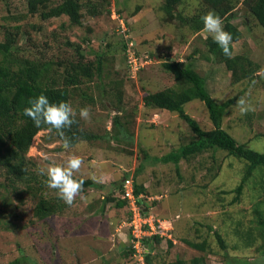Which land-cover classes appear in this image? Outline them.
<instances>
[{
	"label": "rangeland",
	"instance_id": "obj_1",
	"mask_svg": "<svg viewBox=\"0 0 264 264\" xmlns=\"http://www.w3.org/2000/svg\"><path fill=\"white\" fill-rule=\"evenodd\" d=\"M29 1L0 0V26H21L25 32L17 45L23 48L21 58L36 59L46 50L50 57L58 55L65 63H75L79 58L76 49L67 48L66 42H70L82 49L83 63L96 65L100 59L103 65L102 72L81 87L93 100L81 96L78 90L71 100L81 127L99 138L81 140L74 147L65 148L55 134L41 130L34 137L27 157L43 175L50 164L64 165L71 156H77L82 163L74 171V177L91 179L98 186H82L73 203L67 204L58 190L43 179L47 184L40 194L56 200L55 208L59 205L63 208L60 214L55 213L45 221L35 217L37 202L29 194L23 193L20 201L0 188V264L17 258L22 264L132 263L131 258L122 257L133 240L127 226L128 207L121 209L109 203L105 214L100 213L103 199L111 194L106 186L122 182L128 172L134 173L137 185L145 187L148 205L152 204L150 212L170 220L175 228L173 237L177 244L163 242L155 246L153 264L177 259L189 262L194 257L203 258L206 264H225L215 232L232 247H238L231 252L238 262L264 264L256 260L264 259L256 249L258 243L247 249L240 237L243 230L254 224L253 210L264 198V192L259 191L263 175L256 173L242 198L234 202L237 196L234 190L246 166L242 160L222 151L206 152L191 162L182 160L179 166L157 160L179 150L193 133L178 114L161 113L144 105L148 93L175 87L174 76L161 65V58L170 56L184 65L191 63L206 78L215 100L221 103L238 98L224 116V129L238 142L248 143L250 148L264 153V31L254 17L245 22L240 15L247 8V1L235 0L232 23L241 30V35L231 43L234 55L249 56L260 69L254 73L257 75L253 81L247 79L236 84L226 66L216 63L208 52L206 40L212 34L205 28L193 30L184 21L201 11L204 0H183L171 17L165 9V0H80L83 5L80 15L62 14L49 20H43L40 13L31 15ZM46 1L47 8L53 9L65 0ZM114 11L130 27L135 48L142 56L140 62L152 58L133 76L123 49V33L118 31L120 23L112 17ZM3 40L0 31V42ZM117 82L121 85L116 86ZM241 99L244 105L238 103ZM5 103L0 98V132L22 125V120L10 113ZM83 107L89 109L87 118L80 115ZM242 107L247 110L241 111ZM185 110L203 130L213 128L203 102L192 101ZM117 114L125 128V136L119 140L113 127ZM3 179L0 175V182ZM112 193L117 198L121 196L119 191ZM240 222L242 225H238ZM183 239L195 242L206 239L209 249L196 251Z\"/></svg>",
	"mask_w": 264,
	"mask_h": 264
},
{
	"label": "trees",
	"instance_id": "obj_2",
	"mask_svg": "<svg viewBox=\"0 0 264 264\" xmlns=\"http://www.w3.org/2000/svg\"><path fill=\"white\" fill-rule=\"evenodd\" d=\"M246 1L249 2V0ZM46 2V0H30L29 13L31 15L40 13L43 20H49L62 14L74 17L80 15L83 9L80 0H65L53 9L47 8ZM182 2L183 0H165V9L170 17L173 16L174 9ZM204 7L205 9L202 10ZM204 7L198 14L187 20L184 19V21L188 25L191 24L193 30L200 31L205 28L202 17L214 11L225 21V30L232 34L233 39H238L241 35V30L232 23V19L236 15L235 0H204ZM249 19H254L257 26L264 31V0H251L249 12L244 17V21L248 22ZM0 31L4 36V40L0 42V98L4 99V102H6L5 106L10 110V113L22 120V125L3 128L4 132H0V175L4 178V182H0V188L10 191L20 201H23V193L29 194L37 202L34 212L35 217L45 221L55 213L60 214L63 208L59 204V207L55 208V203L53 202L56 200L48 199L44 194H40L44 189L43 186L47 184L43 179L47 181L48 177L46 174L42 175L36 163L27 157L34 137L39 131L48 130L56 135L62 145L64 144V139L68 138L71 142L70 147H74L81 140L94 141L99 137L95 133L84 130L75 114L73 116L74 123L70 127L64 128L63 134H61L60 131L51 128L49 125L42 124L38 128L32 118L24 113V109L30 107V100L40 94L47 95L51 102L67 101L71 104V100L78 90L82 92L81 96L92 101L93 98L90 94L85 90H81V87L86 82H92L96 78V74L98 75L102 72L103 61L98 59L96 65L83 63L81 61L84 58L82 49L70 42H66L67 48L76 49L79 58L75 63H65L58 55L50 57L47 55L46 50L41 51L40 56L36 59H23L19 56L23 48H17L19 39L25 37L22 27L11 28L4 24L0 26ZM33 45L35 47V42H33ZM206 45L209 54L213 56L216 63L224 64L231 72L233 84L247 79L253 81L257 75L254 73L260 69L257 62L245 54L234 55V45L232 43H230L231 58L224 55L222 49L214 42L213 37L207 38ZM127 64L130 73L131 65L128 61ZM161 65L174 76L175 87L148 93L144 97V105L147 108L161 111V113L169 111L178 114L179 118L192 129L193 134L190 136V140L182 145L179 150L156 159L165 164L174 163L179 166L182 160L191 162L193 158L206 152H227L229 156L236 157L246 163L243 176L234 190L237 194L234 202H238L244 195V191L251 180L256 176V173H260L264 177V153L250 148L248 143L238 142L223 127L224 116L238 98L234 97L221 103L215 100L208 90L206 78L200 75L191 66V63L184 65L176 61L164 62ZM115 85L120 86L121 84L117 82ZM118 99L121 102V96ZM195 100L203 102L208 109L209 119L213 124L212 129L203 130L198 121L186 112L185 106ZM121 123V117L118 114L115 115L113 117V127L117 130L116 138L118 140L121 136H125V128ZM58 149L60 150V147ZM80 180L83 181L82 186L84 187L98 186L91 179ZM106 187L111 194L103 199V204L100 208L101 214H105L106 206L109 203H115L116 207L121 209L128 207L127 200H124L121 196L117 198L112 193L114 190L119 191L121 194V182H113ZM259 191L264 192V183L259 186ZM142 192H145V187L136 184V195ZM253 213L252 221L254 224L248 230H243L244 232H241L242 235L240 237L244 247L247 249L254 247L258 243L256 249L264 257V198L255 206ZM131 218L132 213L128 211L127 220L130 221ZM238 225H242V222ZM128 230L132 235V231ZM215 235L219 248L225 257V264H250L248 261L238 262L236 256L231 254L234 248L238 247H232L229 243H226L218 232H215ZM183 241L186 245L199 252H207L209 249L208 240L206 239L202 242H195L190 239H183ZM163 242H168L171 246L177 244L174 237L173 239H165L160 236H154L143 239V248L147 249V252L144 253V264H153L154 247ZM230 248L233 250L231 251ZM137 255L135 244L131 240V245L122 253V257L131 258L132 263L124 262L122 264H133V262L141 264ZM256 260L259 261L258 263L264 261V259L260 260L257 258ZM7 264H22V260L17 258ZM165 264H206V262L201 257H194L189 262L177 259Z\"/></svg>",
	"mask_w": 264,
	"mask_h": 264
},
{
	"label": "clouds",
	"instance_id": "obj_3",
	"mask_svg": "<svg viewBox=\"0 0 264 264\" xmlns=\"http://www.w3.org/2000/svg\"><path fill=\"white\" fill-rule=\"evenodd\" d=\"M243 15V17H245ZM112 17L119 24L118 31L123 33L122 42L125 56L127 57L128 63L131 65L130 75L133 76L134 71L138 72L141 67L144 66L143 63H150V60L146 59L145 61H141V55L138 50L135 48L136 43L132 37L130 27L123 17L117 15L116 12H112ZM204 21L205 29L212 34L213 40L218 46L222 49L225 56L231 58L232 51L230 48V43L233 39L232 34L229 31H226L223 26L222 18L209 12L202 17ZM140 55V57H138ZM147 57V56H146ZM162 63L164 62H176L175 58H171L170 56H166L165 58H161ZM164 59V60H163ZM174 59V61H172ZM181 62L182 61H177ZM30 107L24 109V113L27 116H30L34 121L35 125L39 128L42 124L49 125L51 128L60 131L63 134V129L66 127H70L73 123L74 111L71 104L67 101H60L58 103L51 102L47 95L40 94L39 96L30 100ZM240 105H244V100L241 99L238 101ZM247 109L241 108V111H246ZM80 115L84 118L89 116V109L87 107H83L80 109ZM64 146L68 148L71 146V142L68 138L64 139ZM81 159L77 156H71L64 165H56L50 164L47 168V177H48V185L51 188L57 189L60 197L67 203L72 204L75 196L79 193L82 188L83 181L77 180L74 177V171L78 170L81 166ZM129 173V174H128ZM127 175L123 178L121 182V188L123 187V182L126 178L133 175L134 173L128 172ZM135 182V179H134ZM136 187V182H135ZM123 190V188H122ZM145 198V211H150L149 207H152V204L148 205L149 197L144 193ZM122 197V191H121ZM152 203V202H151Z\"/></svg>",
	"mask_w": 264,
	"mask_h": 264
},
{
	"label": "built area",
	"instance_id": "obj_4",
	"mask_svg": "<svg viewBox=\"0 0 264 264\" xmlns=\"http://www.w3.org/2000/svg\"><path fill=\"white\" fill-rule=\"evenodd\" d=\"M122 188V198L128 201V210L132 213V218L127 222V226L132 231L137 257L141 264H144V253L147 252V249L143 248V239L154 236L173 239V223L160 218L153 212L145 211L146 196L144 194L136 195L133 175L124 180Z\"/></svg>",
	"mask_w": 264,
	"mask_h": 264
},
{
	"label": "water",
	"instance_id": "obj_5",
	"mask_svg": "<svg viewBox=\"0 0 264 264\" xmlns=\"http://www.w3.org/2000/svg\"><path fill=\"white\" fill-rule=\"evenodd\" d=\"M246 6H247V8H249L251 6V0H249V2L246 3ZM247 8H243V10L241 11L240 15L247 14ZM172 61H174V59H172Z\"/></svg>",
	"mask_w": 264,
	"mask_h": 264
}]
</instances>
